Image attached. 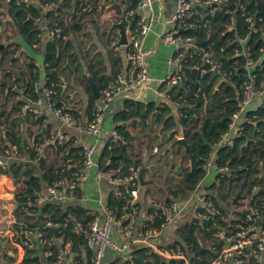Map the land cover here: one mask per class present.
<instances>
[{
  "label": "trees",
  "instance_id": "16d2710c",
  "mask_svg": "<svg viewBox=\"0 0 264 264\" xmlns=\"http://www.w3.org/2000/svg\"><path fill=\"white\" fill-rule=\"evenodd\" d=\"M9 6L14 24L20 33L27 37L29 43H41L38 36L39 29L33 23L32 18L39 13L38 8L33 5H27L21 2L16 4V0H3ZM44 6L48 2H58V0H39ZM72 0L62 1V6H71ZM76 6L80 4V0L74 2ZM61 5L55 7L48 12L50 21L59 16ZM137 1L126 0L124 3L115 4L113 8L118 16L124 18L126 11L136 7ZM243 6V8L241 7ZM104 9L101 8V11ZM255 14L262 18L258 22L259 31L257 33L250 32L248 23L242 16L243 12ZM93 10L84 13L80 18L76 19L69 29L82 30L80 21L87 16L93 17ZM204 18L195 13L194 21L199 23L198 27L182 29L183 36L195 38L199 47H204V51L211 54V57L220 62L219 70L212 71L210 66L201 60V49L191 48L187 55L184 66L188 69L183 72V82L179 86L171 87L169 90L170 97L179 104L180 115L177 117L171 109L165 105L157 106L155 103H143L133 99H126L125 106L114 115V122L117 125L119 139H110L101 151L98 162L101 170L107 167V170L122 167L124 175L128 173L130 167H142L147 165L146 171L150 173V180L161 179L165 173H171L175 169L176 174H171L175 180H168L173 185H169L172 196L179 197L183 193L195 190L205 178L206 162L211 158L216 144L221 140L222 136L227 133L234 119V115L240 110V102L243 99L244 83L248 80V71L245 68L247 58L243 55H235L236 49H241L238 41L239 38H245V45L250 51V56L259 63L253 70L254 84L257 88H261L264 84V0H222L218 7L209 6L202 11ZM91 18V17H90ZM92 19H89L91 21ZM126 22V21H125ZM136 21L132 20L131 25H135ZM206 41L207 46L202 42ZM71 42L66 41H49L46 46L45 53V73L46 85L54 89V101L57 107L64 106L58 99L57 93L61 88V75L67 69L66 63L77 61L75 54L69 53ZM4 61L9 62L5 55V50L0 51V68L4 66ZM95 65L88 68L89 73L94 74ZM226 72L227 76L223 77ZM20 75L24 72L21 71ZM0 88L6 92L5 103L7 98L14 96L16 93L13 89H9V85L15 79L14 73L6 68L0 70ZM32 80L38 78L37 72H30ZM20 79V77H19ZM102 82H96L99 90L104 89L110 83L108 77L103 75ZM89 86V85H88ZM25 92L37 99L38 95L34 93L35 87L31 85L30 80L25 82ZM90 106L87 116L90 117L96 100L91 96ZM22 105V101L16 103ZM65 107V106H64ZM17 107H14V110ZM13 111L3 109L0 112V123L6 124V135L9 136L10 144L20 146L21 139L16 135L14 130L17 119L12 117ZM70 110V109H68ZM71 111V110H70ZM72 112V111H71ZM73 113V112H72ZM74 114V113H73ZM75 115V114H74ZM45 117L41 116L34 121L44 122ZM142 122L144 135L143 138H137L129 130V123L138 126ZM206 121L205 126H203ZM148 122V123H147ZM128 123V126H125ZM176 135H182L189 144L188 153H185L183 144L170 147L171 143L176 139ZM41 139L40 141H42ZM39 141V142H40ZM136 141L139 149L145 143L154 149V146L161 150V146L165 145V152L156 156L148 152L147 157H140L135 154L133 142ZM233 146L226 144L221 145L217 151L216 163L219 167L227 166L229 172L225 174H217V177L208 190H216L217 196L211 195L214 199L219 213L208 218H194L190 223L185 224L179 229L180 239L176 240V244H180L191 261L199 264H208L216 260L221 253L225 244V239L235 232L236 224L245 222L247 210L238 212V218L230 220L229 211L222 206L221 202L228 200V204L232 205L233 198L237 193L243 196L246 192L250 198L247 204L260 207L261 222L264 227V202L261 192L258 189V172L257 163L261 160L264 162V106L260 105L256 109L245 111V119L241 124V130L233 138ZM9 146L4 143L3 152ZM56 154L64 152L63 156H59L54 162H47L44 157H38L35 150L25 149L23 154H27L29 158L36 160L40 174L37 175L36 168L30 163L22 161H14L5 167L0 166V174L9 175L15 183L20 187L15 193V199L19 204H28L26 210L28 213L36 216V222L26 224L25 226L34 231H42L44 236H55L56 230H60L64 243H69L72 249L78 247L82 232L77 227V222L82 223L87 228L92 219L88 214L87 208L82 206L69 205L65 206L62 200H46L37 203V198L43 190V183L48 186L55 184L58 179L63 176L67 179L71 177L73 172L82 168L83 147L75 146L71 142L64 145L55 144ZM180 154L189 159L187 167L178 166L176 156ZM117 155L118 159L113 160L111 157ZM65 156L70 160L66 161ZM130 157V161H124V157ZM134 156V157H133ZM179 175V177H177ZM170 177V176H169ZM166 182V181H165ZM178 182L182 188V192L175 186ZM257 187V189H256ZM119 193L112 192L108 196L107 205L114 213L117 221L125 222L124 217L132 212L130 197L124 185L118 187ZM72 193L80 196L79 188ZM168 197V196H167ZM167 197H165L167 199ZM241 198V197H240ZM135 205L139 206L137 202ZM203 212H207L202 209ZM150 212L158 213L159 211L151 208ZM66 219L69 220L65 225ZM163 221L157 217L153 221L152 226H158ZM50 224H59L54 226ZM14 231H21L22 227L13 224ZM224 232V237L220 235ZM209 243V246L206 245ZM37 241L33 247H25V256L20 264H46L42 261V256L37 253ZM47 245H44L46 248ZM205 249L199 256H194L199 249ZM56 249L55 246H52ZM191 250V251H190ZM130 258L123 261L117 259L120 264H170L156 251L149 247H133L130 251ZM88 259L90 260L92 252L88 250ZM152 257L153 261H150ZM76 258H78L76 256ZM54 257H49L47 261L52 264ZM116 263V261H114Z\"/></svg>",
  "mask_w": 264,
  "mask_h": 264
},
{
  "label": "crops",
  "instance_id": "0c3cea01",
  "mask_svg": "<svg viewBox=\"0 0 264 264\" xmlns=\"http://www.w3.org/2000/svg\"><path fill=\"white\" fill-rule=\"evenodd\" d=\"M75 1L77 0L71 1V6H76L74 3ZM132 1L138 2L139 0ZM29 4L37 7L39 11L38 15L32 18L33 23L36 24L39 29L38 36L41 39V43L39 44L29 43L27 37L20 33L19 29H17L14 24L11 14L9 13V6L6 2L0 0V44L4 45L0 51H4L7 48L12 49L13 52L10 56V63L14 62L16 59H19L18 65L14 68L10 67L9 64H7V61H4L3 67L14 73L15 79L11 81L9 89H13V92L16 94L14 96L12 95L8 97L7 102L5 103L6 92H3L0 88V112L3 109H7V111H13L14 107H17L14 110L12 117L17 119L14 124V130L16 135L21 139L20 142L21 146L23 147V149H21L20 146L17 145L20 151L19 155H15L12 151L7 152V149L10 148L12 144H10V141L8 140L9 136L6 135V124L0 123V162H4L5 165H9L16 160L22 161L24 163H30L36 168L34 175H39L40 169H38L36 160L29 158L27 154H23L21 151L25 150V146L33 145L34 143L39 142L41 139L44 140L45 136L53 129H60L66 133L69 136V141L75 146L93 144L96 141V138L87 135L76 128L62 125L60 120L47 110L46 100L43 97V88L46 79L44 59L47 43L52 40L48 37L47 29L45 28L43 19L44 16H48V12L44 9V6L40 4L39 0H31L29 1ZM61 4L63 3L61 2ZM114 5L115 4L107 5L105 8L106 11L110 12L113 9H111V7ZM174 10L175 4L173 0H154L153 10L148 13L146 12L148 15V25L150 28L148 34L143 37L141 41L151 79L143 86H140L134 90L122 91L111 103L106 115L102 133L98 137L97 150L95 154L96 159L100 157L101 151L106 146L108 141L113 139L112 131H117L116 128L118 125L116 122H114V115L119 110L124 108V101L126 99L141 101L145 104L155 103L157 106L165 105V107L168 106L171 109L174 115L177 117L180 115L178 113L179 107L177 103L170 97L169 94L171 87L165 81V77L169 68L168 58L173 50V47L172 45L165 44L162 38L169 29L170 18L174 13ZM103 16L104 13L101 11L98 15L93 14V17L87 16L81 20L79 22L82 28V30L79 32L80 36L76 35V33H78V31L76 32V29L73 31L72 29L70 30L68 28V39L72 45L69 53L75 54L78 60L71 62V64L68 62L66 63L67 69L62 72L60 82L61 88L57 95L59 101H61L67 109H70L78 118L82 120H85L88 117L87 113L91 103L90 98L91 96L93 97L90 79H92L96 85V82H102L101 77L106 75L108 77L109 83L115 84L119 75H121L122 79L125 78L128 66L126 48L120 46V48L116 49L113 47L111 42L113 39H119L118 28L114 24L119 22L122 19V16H118L116 13H114V17L111 19V26L116 29V33L113 37H110L108 33L105 34L106 24H101L99 19ZM89 19L92 20L89 21ZM3 23H5V28L3 27ZM125 25L126 22L124 21V26ZM10 28L12 29V32H10ZM3 29H5V35H1ZM71 32H75V34ZM3 38L4 40L2 41ZM11 57H13V59H11ZM91 65H95L94 71H97L95 75L89 73L88 71V68ZM2 68H0L1 71ZM31 70L32 72H37L38 74V78L34 81L30 76ZM21 71H23V74L25 75H20ZM1 78L2 74L0 75V79ZM27 80H30L31 85L35 87L34 93L38 95L37 99L29 96V94L25 92L24 85ZM99 91L101 92V90ZM20 101H22L23 104L18 106L16 103ZM261 102L262 96L257 94L254 95L252 101L247 107V110L258 108L261 105ZM27 105H29L31 108H36L41 111V116L45 117L43 123L34 121V119H36L35 114L26 108ZM0 119L2 120L3 117H0ZM244 119L245 113H241L238 117L234 118L232 127L230 129L231 134L236 131V128L242 124ZM125 126H128V123H125ZM128 130L136 136V139L140 138L141 135V138L147 141L141 121L138 126H133L129 123ZM180 136L182 135H176V137ZM4 143H6L9 147L3 152ZM54 145L55 144L52 143L48 146H44L39 156L44 157L47 162H54L59 156L66 154L64 152H60L57 155ZM133 146L135 154L139 155L140 157H147L148 152H151L152 154L159 152V148L157 146H154V149H151L149 146H145V143L141 145V149H139L136 141L133 142ZM23 155L26 157V160L22 159ZM65 160L68 161L70 158L65 156ZM130 160L131 158L129 157L128 161ZM257 166L258 172L256 176L259 180L257 186L261 192L262 200L264 202V162L260 160L257 163ZM109 171L110 170L107 169L106 171L102 170V173L99 174L95 168L88 170L87 181L84 183V185L79 187V192L81 195L78 196L75 193H70L66 197L59 200H62L65 206L78 205L87 208L88 214L91 215L93 219L95 215L99 214V200H102L107 204L110 193H119V189L116 188L109 180ZM216 177V170L214 168L209 169L208 172H206L202 183L199 185V190L201 192L209 191L207 187L215 181ZM145 178L150 180L149 172H145ZM19 187L20 185L15 183L9 175L0 174V264H20L22 262L25 256V246L23 244V239L18 235V233L24 232L26 224H32L36 222V216L28 213L26 210L27 206H22L21 204L17 205V201H14L15 193ZM47 187L48 185L44 182L43 190L41 192V195L45 198L44 201L55 200L49 195ZM207 193L217 196L216 190H211ZM244 193L245 194L243 196H240L241 198H239L237 204H234L232 201V205H229L227 203L229 199L226 200L227 202H221L222 206H224L229 211L228 217L230 220L237 219V213L243 211L244 205L246 202H249L250 198L247 196L248 194H246L245 191ZM169 195H172L170 191H168V194H166L164 198ZM139 201L140 197L138 196L137 202ZM154 203L155 201L153 200L151 203H146L144 206H141L140 204L139 214L137 217L138 224H141L147 219L151 208L154 206ZM125 218H127V215L124 217V219ZM176 221H173L172 223L174 224ZM15 223L22 227L21 231H14L12 229V225ZM169 224L161 231L158 236H155L151 239L153 244L159 247L164 245H172L171 243L176 244V240L180 239L179 229H181L184 225L178 226ZM55 232L56 234L53 236L54 241L52 242V246L58 248L65 245L63 237L60 235V230H56ZM222 234H224V232ZM220 237L223 238L224 236L220 235ZM79 240V245L75 249H72L71 245L69 244L71 252L66 255L63 264H71L73 261H80L82 264H91L92 256L89 260L88 250L92 252V255L93 250L87 245L86 239L82 235L81 239ZM36 241L37 253L39 256L44 257V245L38 239H36ZM206 245L209 246V243H206ZM135 247H143V245L137 244ZM112 255L113 251L108 249L103 264H120V262H122L121 260L118 262L117 260H114L116 261V263H114V261L111 260L113 257ZM76 256L78 258H76ZM152 259L153 258L150 257L149 260L153 261ZM44 263L49 264L47 260H45ZM253 263L264 264V252H251L248 255L247 264ZM147 264L152 263L148 262ZM222 264L235 263L230 259Z\"/></svg>",
  "mask_w": 264,
  "mask_h": 264
},
{
  "label": "built area",
  "instance_id": "2783aa9c",
  "mask_svg": "<svg viewBox=\"0 0 264 264\" xmlns=\"http://www.w3.org/2000/svg\"><path fill=\"white\" fill-rule=\"evenodd\" d=\"M29 1L31 0H16V4L20 5L21 2H25L29 5ZM124 1L126 0H80L78 6L71 7L62 6L61 0H58V2H48L44 5V9L47 10V12L61 5L59 16L53 19V21H50L49 16H47L48 18L44 16L43 20L48 37L53 41H66L68 40L69 26L84 13L93 10V14L98 15L101 12V8L105 9L107 5L112 4H122ZM173 1L175 10L170 18L169 29L162 37L165 44L172 45L173 47L168 58L169 68L165 77V81L170 87L182 84L184 79L182 66L191 48L201 49V60L208 64L212 71L219 70L221 66V63L215 61L209 52L203 50L204 47L198 46L195 38L183 36L181 31L182 29L198 27L199 23L194 21V14L197 13L200 18H204L202 11L209 6L215 7L213 3L217 2L220 4L222 0ZM153 3L154 0H139L136 7L126 11L123 19L126 21L125 33L127 43L125 45H120L118 39H113L111 41L113 47L116 49L120 48V46L126 48L128 66L125 78L122 79L121 75H119L115 84H109L101 90L90 117L82 120L66 107H57L54 101V89L46 85L45 79L43 97L46 100L47 110L57 117L62 125L76 128L96 138L93 144L82 146V168L73 172L70 178L67 179L61 176L55 184L47 187V191L52 198L62 199L84 185L88 179V170L95 168L99 174L102 173L98 159L95 158V154L98 137L102 133L111 103L122 91L134 90L150 81L151 77L146 64L141 40L149 32L150 27L148 25L147 13L153 10ZM241 7L243 8L242 5ZM242 16L248 23L250 32L257 33L260 29L258 22L262 21V18L246 11L243 12ZM132 20L136 21L135 25H131ZM238 41L241 45V49H236L235 55H243L247 58L245 68L248 71V80L244 83V94L240 102V110L234 115V118L238 117L241 113H245L248 105L256 94L262 96L261 105L264 106V84L261 88H257L254 84L255 75L253 74V70L259 62L251 58L250 51L245 45L246 39L239 38ZM225 76H227L226 72L223 73V77ZM177 105L179 107L178 103ZM26 108L32 111L36 118L42 115L41 111L36 108H31L29 105H27ZM178 113L180 114L179 111ZM240 130L241 125L236 128L233 134H231L229 130L222 136L221 140L216 144L211 158L205 164L206 172L211 168H214L217 174L229 172L227 166L219 167L217 165V151L223 144L233 146V138ZM112 137L114 140L119 139V134L116 130L112 131ZM67 142L70 141L66 133L60 129H53L45 136L43 141L34 143L33 145H27L25 149L35 150L37 152L36 154L39 156L44 146H48L52 143L64 145ZM10 148L7 149V152L12 151L15 155L20 154L17 145H12ZM22 159L26 160V157L23 155ZM0 166L5 167L6 165L4 162H0ZM127 171L128 173L126 175H124L122 167H116L109 171L110 182L116 188L124 185L130 197L132 212L127 215L125 222L116 221L114 213L110 210L108 205L102 200H99V214L95 215L88 227L84 228L80 222L76 224L78 229L82 232L83 237L86 239L87 245L93 250L91 264H103L108 249L113 251L112 261L120 258L125 261L130 257V251L137 244L152 248V250L156 251L164 259H167L170 264H199L191 261L180 244L159 247L153 244L151 239L158 236L169 223L176 221L178 217L185 212L192 211L193 218L197 217L201 219L218 214L220 211L212 196L208 193L201 192L198 186L191 192L186 194L183 193L182 196H168L167 199L157 200L153 204V208L159 211V216L158 213L150 212L147 219L141 224H138L137 217L140 208L135 204L138 200L139 186L141 185L139 180L140 167H130ZM44 200V196L39 195L37 203L40 204ZM202 209L207 212H203ZM245 209L248 211L245 222L236 224L235 232L225 239V244L218 258L208 264H222L230 259L235 264H247L248 254L251 252H264V227H262L261 222L262 210L260 207H257L256 204L251 206L246 204ZM157 217L163 219V221L160 223L159 227L152 226L151 224H153V221H155ZM68 222L69 220L66 219L65 225H67ZM48 225L59 226L57 223H48ZM24 234L23 244L25 247H33L36 243V239L41 241L43 245H47L44 250L42 261L47 260L49 257H54L52 264H63L66 255L71 252L69 243L53 249L52 242L54 241V237L44 236L42 231H34L26 226L24 228ZM71 264L82 263L80 261H73Z\"/></svg>",
  "mask_w": 264,
  "mask_h": 264
},
{
  "label": "rangeland",
  "instance_id": "374dc122",
  "mask_svg": "<svg viewBox=\"0 0 264 264\" xmlns=\"http://www.w3.org/2000/svg\"><path fill=\"white\" fill-rule=\"evenodd\" d=\"M40 4H41V2H40ZM102 13H104V16L100 17L99 19H100L101 24H103V25H104V23L106 24L105 34L108 33V35L110 37H113L114 34L116 33V29L111 26V23H112L111 19L114 17L115 11L112 9L109 12V11H106V9H104L102 11ZM4 24L5 23H3V27L5 28ZM10 32H12V29L10 30ZM79 32L80 31H78V33H76L77 36H80ZM71 33H73V32H71ZM73 34H75V32ZM1 35H5V29H3ZM3 40H4V38L2 39V41ZM12 52L13 51H12L11 48L5 49V55H6V57L8 59H10V56L12 55L11 54ZM11 59H13V57H11ZM18 62H19V59H16L14 62H11V63L7 62V64H9L10 67L14 68V67H16L18 65ZM164 152H165V145L161 146V150L158 153H155V155L158 156L160 154H163ZM176 163H177L178 166L187 167L189 165V159L186 158V157L181 156L180 154H178L176 156ZM175 169H177V167ZM175 169H173L171 171V173H165L164 177H161V179L160 178L159 179H155V181L151 180L147 185H140L139 186L140 201L138 202L139 205L141 204V206H144L146 203H151L153 200L157 201V200L165 199L164 196L166 194H168V191H170V190H167L166 186L169 187V185H171V186L173 185V182L170 183L168 180H170V177L172 176L171 174H176ZM177 177H179V175H177ZM210 191L211 190L205 191V192L207 193V192H210ZM208 194L210 195V193H208ZM171 196L172 195H169V197H171ZM180 196H182V194ZM246 204H247V202H246ZM245 205H244V209H245ZM193 219H194L193 218V212L192 211H188V212H185L183 215H180L178 217L177 221L174 222V224L172 223V224H169V225H178V226L179 225H185L187 223H190ZM171 244H173V243H171ZM160 245H162V244H160Z\"/></svg>",
  "mask_w": 264,
  "mask_h": 264
},
{
  "label": "water",
  "instance_id": "95a60500",
  "mask_svg": "<svg viewBox=\"0 0 264 264\" xmlns=\"http://www.w3.org/2000/svg\"><path fill=\"white\" fill-rule=\"evenodd\" d=\"M213 5L215 7H218L219 6V3L214 2ZM114 25L118 28V33H119L118 43L120 45H125L127 43V38H126V33H125L124 19L122 18L119 22L115 23ZM202 44L205 45V46H207V42L206 41L202 42ZM3 47H4V45L3 44H0V49L3 48ZM187 69H188V67L182 66V71L183 72H185ZM90 81H91V86H92L93 97L95 99H98L99 96H100V91L97 88V86L94 84L93 80L90 79ZM205 123H206V121H204L203 126H205ZM53 144H55V143H53ZM178 144H183L184 145V147H185V153L187 154L188 153L189 144L186 141V139L184 138V136L176 137V139L171 143L170 147L172 148L174 145H178ZM111 158L113 160H115V159H118V156L117 155H113ZM124 160L125 161H128V158L127 157H124ZM146 168H147V165H143L140 168L139 180H140L141 185H147L151 181V180H148V179L145 178ZM106 169L107 168L105 167L103 170L106 171ZM170 179L172 181L175 180L173 177H170ZM175 186L179 189L180 192H182V188H181V186H180V184L178 182H175ZM240 196H241V193H237V195L233 198V203L234 204H237L238 203V200H239ZM14 201L16 202V199L15 198H14ZM16 204L17 205H20L17 202H16ZM21 205L22 206H28V204H21ZM18 235L22 239H24V237H25L24 232H19ZM221 236H224V234H221ZM79 238L81 239V235H79ZM203 250H204V247H202L201 249H199L195 253V256H198Z\"/></svg>",
  "mask_w": 264,
  "mask_h": 264
}]
</instances>
